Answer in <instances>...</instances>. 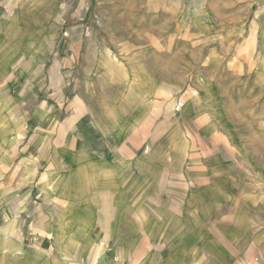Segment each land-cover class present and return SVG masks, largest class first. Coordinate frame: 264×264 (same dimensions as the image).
<instances>
[{
	"label": "crops",
	"instance_id": "0c3cea01",
	"mask_svg": "<svg viewBox=\"0 0 264 264\" xmlns=\"http://www.w3.org/2000/svg\"><path fill=\"white\" fill-rule=\"evenodd\" d=\"M9 1L0 0V264H264L263 63L238 73L254 84L230 88L253 100L243 123L215 85L188 103L199 104L196 115L165 116L160 127L158 101L133 99L132 107L149 110L119 141L79 112L68 117L70 128L51 121L22 149L27 130L19 127L36 106L31 85L45 78L51 55L30 39L39 21L23 31ZM133 65L119 68L116 84L155 92L157 76ZM46 107L32 118L43 121ZM102 111L122 124V111ZM193 120L196 131L185 126Z\"/></svg>",
	"mask_w": 264,
	"mask_h": 264
},
{
	"label": "rangeland",
	"instance_id": "374dc122",
	"mask_svg": "<svg viewBox=\"0 0 264 264\" xmlns=\"http://www.w3.org/2000/svg\"><path fill=\"white\" fill-rule=\"evenodd\" d=\"M7 5L21 20L23 31L33 18L39 21L38 26H29L30 39L37 37L35 47L43 42L51 55L45 62V78L40 85H31L30 102L36 106L30 108V122L19 127L27 130L19 133L22 149L51 121L66 122L70 128L68 117L79 112L96 121L94 131L119 141L122 128L135 126L134 117L149 110L132 107L133 99L158 101L152 110L159 127L165 116L196 115L199 104L188 108V103L215 85L222 88L226 110L240 121L253 101L237 98L230 88L254 84L253 77L239 74H252L253 62L264 65V0H12ZM247 53L259 59L247 60ZM135 63L157 76L155 92L142 93L133 85L125 91L124 84H116L119 68ZM165 84L170 85L168 90L162 87ZM14 92L21 95L19 89ZM118 100L131 106L112 107ZM43 104L48 112L37 122L32 117L39 116L37 109ZM104 108L122 111V124L116 127L105 119ZM185 126L196 131L199 123L193 120ZM241 127L245 131V124ZM174 137L179 138L175 132Z\"/></svg>",
	"mask_w": 264,
	"mask_h": 264
}]
</instances>
